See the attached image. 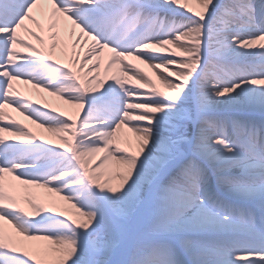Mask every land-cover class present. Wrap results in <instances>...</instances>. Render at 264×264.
<instances>
[{
    "label": "snow or ice",
    "instance_id": "snow-or-ice-1",
    "mask_svg": "<svg viewBox=\"0 0 264 264\" xmlns=\"http://www.w3.org/2000/svg\"><path fill=\"white\" fill-rule=\"evenodd\" d=\"M0 264H264V0H0Z\"/></svg>",
    "mask_w": 264,
    "mask_h": 264
},
{
    "label": "bare ground",
    "instance_id": "bare-ground-1",
    "mask_svg": "<svg viewBox=\"0 0 264 264\" xmlns=\"http://www.w3.org/2000/svg\"><path fill=\"white\" fill-rule=\"evenodd\" d=\"M29 27H32V25L29 24ZM24 35L26 36L27 39H30L32 43H36V41L32 40L31 37H28L26 34H24ZM37 46L39 47V45H37ZM87 46H88L87 44H84L83 48H81L79 46L77 47L76 51L80 53L81 58H83L84 51L87 49ZM56 58L60 59L62 63H68V60H69L68 56L61 55L59 52L57 53ZM107 58H108V54L104 53L105 63L107 61ZM135 63H137V65L139 67H142L146 72H148V74L152 77V79L154 81H156L157 87L160 88L161 91H167L166 89L163 88L162 85H160L159 81L156 78V73L153 72L152 69L148 68L147 65L139 64L138 61ZM100 71H101V78H104V67L103 66H101ZM13 83H14V88H16L23 96H26V97H28L29 100L35 102V104L37 106L47 105L46 110L56 109L57 113L63 111V112H65L66 116L71 115L74 118H77V120H78V115L83 114L81 110H78V109H76L70 105L65 104L64 101L60 97L52 96V95H49V93H47V92H44V91L39 90V89H35L32 86L30 87V84H25V83H23V81H21V82H15L14 81ZM27 89H29V90L31 89V91L33 93H29ZM6 111L12 117L19 120L22 124H27L30 128L33 129V131H36L39 134H41L43 138L51 140L54 144L61 143V141L57 137L53 136L52 134L43 132V130H41V129H37L36 125L32 124V122L30 120L26 119L19 112H16L13 109H6ZM5 135H7V134H5ZM117 135H118V137H120L122 135H131V134L128 133V130L125 128V129H121ZM121 146L123 147L124 145L121 143ZM104 155H105V153H99V154L93 156L91 158V163L96 164L100 160V158ZM112 164H113V161L109 160L106 162L104 167L105 168H111ZM103 170L104 169H101V171H103ZM15 183L18 184V182H15ZM32 191L35 193L44 194V190H42V189H32ZM47 195H49L51 197V199H53V200L58 199V197H56L55 194H47ZM10 227H11L10 225H6V228H10Z\"/></svg>",
    "mask_w": 264,
    "mask_h": 264
}]
</instances>
